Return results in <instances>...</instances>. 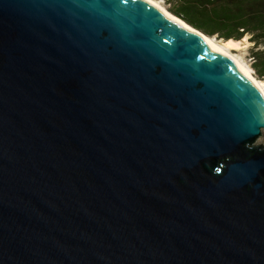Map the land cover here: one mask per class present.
Returning <instances> with one entry per match:
<instances>
[{
  "label": "water",
  "instance_id": "95a60500",
  "mask_svg": "<svg viewBox=\"0 0 264 264\" xmlns=\"http://www.w3.org/2000/svg\"><path fill=\"white\" fill-rule=\"evenodd\" d=\"M262 127L146 0H0V264H264Z\"/></svg>",
  "mask_w": 264,
  "mask_h": 264
},
{
  "label": "trees",
  "instance_id": "16d2710c",
  "mask_svg": "<svg viewBox=\"0 0 264 264\" xmlns=\"http://www.w3.org/2000/svg\"><path fill=\"white\" fill-rule=\"evenodd\" d=\"M166 8L210 36L252 42L250 66L264 76V0H163Z\"/></svg>",
  "mask_w": 264,
  "mask_h": 264
},
{
  "label": "bare ground",
  "instance_id": "6f19581e",
  "mask_svg": "<svg viewBox=\"0 0 264 264\" xmlns=\"http://www.w3.org/2000/svg\"><path fill=\"white\" fill-rule=\"evenodd\" d=\"M146 1H148L150 4L154 5L158 9H160L163 13L168 15L174 21H176V22H178V23H180L186 27H189L190 29H193L194 31L199 33L204 38V41H206L208 45H211L212 47H214V48L226 53L228 56H230L232 61L234 62V64L238 67V69L240 71H242L245 75H247L256 84V86L258 87V89L261 91V93L264 96V81H258L257 79H255V77L251 74V72L248 71V69L245 67V65L237 57H235V55L232 52L233 49L240 47L241 41L243 40V38L241 40H235V39L230 38V39H222L220 41L217 38H215L214 36L207 35V34L203 33L202 31H200L199 29L192 27L190 24H188L182 18L178 17L177 15L173 14L168 9H166L161 4V2L159 0H146Z\"/></svg>",
  "mask_w": 264,
  "mask_h": 264
},
{
  "label": "rangeland",
  "instance_id": "374dc122",
  "mask_svg": "<svg viewBox=\"0 0 264 264\" xmlns=\"http://www.w3.org/2000/svg\"><path fill=\"white\" fill-rule=\"evenodd\" d=\"M159 1L161 2V4L165 8L167 7L166 3L163 0H159ZM213 36L220 41L223 39V38L217 37L215 35H213ZM247 36H248V34H244L242 36L244 41L242 40L240 47L233 49L232 52L235 55V57H237L245 65V67L248 69V71L251 72V74L255 77V79H257L258 81H264V76L263 77L257 76L256 73L253 71V69L250 66L249 47L251 46L252 42L247 39ZM259 137L264 140V127L261 128V133H260Z\"/></svg>",
  "mask_w": 264,
  "mask_h": 264
}]
</instances>
